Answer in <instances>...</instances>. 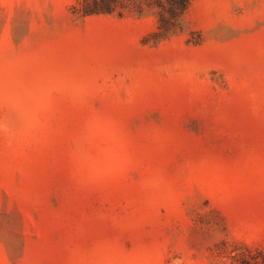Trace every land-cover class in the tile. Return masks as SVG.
<instances>
[{
	"label": "rangeland",
	"instance_id": "1",
	"mask_svg": "<svg viewBox=\"0 0 264 264\" xmlns=\"http://www.w3.org/2000/svg\"><path fill=\"white\" fill-rule=\"evenodd\" d=\"M77 2L0 0V264H264V0Z\"/></svg>",
	"mask_w": 264,
	"mask_h": 264
},
{
	"label": "trees",
	"instance_id": "2",
	"mask_svg": "<svg viewBox=\"0 0 264 264\" xmlns=\"http://www.w3.org/2000/svg\"><path fill=\"white\" fill-rule=\"evenodd\" d=\"M192 0H78L74 12L80 16L118 13L133 10L142 15L153 11L158 19V34L168 35L184 28L185 14ZM242 263L254 258L253 249L247 248ZM259 252V251H257Z\"/></svg>",
	"mask_w": 264,
	"mask_h": 264
}]
</instances>
